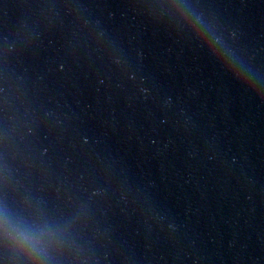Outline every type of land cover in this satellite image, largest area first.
Instances as JSON below:
<instances>
[{"label":"clouds","instance_id":"obj_1","mask_svg":"<svg viewBox=\"0 0 264 264\" xmlns=\"http://www.w3.org/2000/svg\"><path fill=\"white\" fill-rule=\"evenodd\" d=\"M149 11L189 34L247 90L264 95V79L243 64L190 0H152ZM10 182V170L0 163V183ZM88 215L83 203L57 216L31 198L0 197V255L5 257L0 264H95L92 242L83 233Z\"/></svg>","mask_w":264,"mask_h":264}]
</instances>
